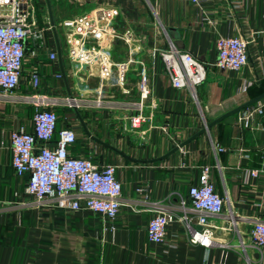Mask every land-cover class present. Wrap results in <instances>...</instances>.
Masks as SVG:
<instances>
[{
    "label": "crops",
    "instance_id": "obj_1",
    "mask_svg": "<svg viewBox=\"0 0 264 264\" xmlns=\"http://www.w3.org/2000/svg\"><path fill=\"white\" fill-rule=\"evenodd\" d=\"M61 4L71 7V13L118 9L116 30L135 34L131 47L144 52L140 59L148 70L155 104L147 106L149 120L137 129L131 126L130 113L118 108L56 109L57 129L69 127L77 134L72 156L116 166L123 200L115 220L85 210L26 208L22 204L31 200L28 176L15 175L9 147L13 131L33 130L35 108L23 101L31 92V69L41 72L36 93L58 101L84 79L63 53L59 58L57 30H47L45 40L58 59L51 61L46 53L35 56V48L28 47L20 87L9 97L0 92V264H264V251L257 250L251 238L254 220L264 216L257 207L264 178L247 176L248 170H264V114L256 112L264 99L207 128L264 95V0H208L200 5L189 0H64ZM36 8L40 28L48 29L53 24L47 0H36ZM54 16L58 25L63 19ZM229 37L249 42L248 63L238 72L215 65L216 42ZM170 42L207 66L206 79L195 88L196 99L188 89L173 88L155 51L169 49ZM112 52L117 61L129 58L125 42H115ZM133 67L136 78L128 74L129 88L132 99L140 100V69ZM96 81L90 78L89 83L94 87ZM86 97L94 95L89 92ZM114 98L123 99L109 90L105 99ZM247 113L254 114L245 126L240 118ZM206 167L226 203L225 216L210 221L217 227L214 245L191 243L177 217L168 225L165 242H151L147 228L154 213L144 203L146 196L150 202H189L190 187L199 183Z\"/></svg>",
    "mask_w": 264,
    "mask_h": 264
},
{
    "label": "built area",
    "instance_id": "obj_2",
    "mask_svg": "<svg viewBox=\"0 0 264 264\" xmlns=\"http://www.w3.org/2000/svg\"><path fill=\"white\" fill-rule=\"evenodd\" d=\"M189 1L200 5L208 0ZM37 12L36 0H0L1 96L9 97L20 87L29 46L35 48L32 53L35 56L46 53L49 60L58 59L57 53L46 46L47 30L62 32V53L79 78L84 76V79L70 95L58 101L36 93L41 85V72L38 68L31 69L28 82L31 92L23 101L35 108L33 130L20 128L13 131L9 147L15 175L19 178L28 176L26 191L31 200L22 206L85 210L115 220L123 200L116 166H100L90 159L72 156L70 148L76 144L77 134L69 127L57 129L60 117L56 109L61 106L76 110L86 107L118 108L130 113L132 128H139L149 120L145 115L147 106L155 104L148 70L140 59L144 52L139 47H131L136 44L134 33L116 30L119 16L116 8L102 7L81 13L63 19L58 25L50 24L48 29L40 28ZM115 42L128 45L129 58L126 61L115 60L112 52ZM248 43L239 37L219 39L216 42L217 68L235 72L242 70L248 63ZM155 51L164 61L173 88L188 89L196 99L195 88L206 79L207 66L190 53L179 50L173 42H170L169 49L156 48ZM133 66L140 69V100L132 99L129 88L128 74ZM90 78L97 79V85L92 87ZM109 90L117 92L123 99H105ZM89 92L94 98L86 97ZM256 112L264 114V105ZM253 114L242 115L240 122L247 126ZM247 176L264 178V170H248ZM144 203L154 213L147 228L148 238L154 243L166 241L168 225L177 217L185 225L191 243L210 247L214 245L217 229L210 221L225 216L226 203L216 191L209 167L204 168L199 183L190 187L189 202L183 199L177 205L170 201L150 202L146 196ZM257 207L264 212V187ZM251 238L254 247L264 251V216L254 220Z\"/></svg>",
    "mask_w": 264,
    "mask_h": 264
},
{
    "label": "water",
    "instance_id": "obj_3",
    "mask_svg": "<svg viewBox=\"0 0 264 264\" xmlns=\"http://www.w3.org/2000/svg\"><path fill=\"white\" fill-rule=\"evenodd\" d=\"M47 3H48V7H49V10H50V14H51V21H52V24L54 25V19H53V14H52V8H51V5H50V0H47ZM54 31H56V30H54ZM55 33H56L55 36H56V39H57L56 42H57L58 55H59V58L62 60V50H61L60 40H59V38H58V34H57V32H55ZM263 99H264V95L260 96V97L257 98L256 100H254V101H252V102H250V103H247V104L241 106L240 108H237L236 110H234V111H232V112H230V113H228V114L222 116L221 118H219L218 120H216L213 124L208 125L207 128H211L213 125H215V124H217L218 122L224 120L225 118H227V117H229V116H231V115H233V114L239 113V112L243 111L244 109L250 107L252 104L257 103V102H259V101H261V100H263ZM80 119H81V117H80ZM81 120H82V119H81ZM83 126H84L85 131H86L88 134H90V133L88 132L86 126H85L84 124H83ZM204 132H205V130L199 132V134H196L192 139L196 138L197 136L201 135V134L204 133ZM192 139H191V140H192ZM186 144H187V143H184V144H182L181 146L184 147ZM178 148H179V147L173 149V152H171V154L174 153L175 151H177ZM167 156H170V153H169Z\"/></svg>",
    "mask_w": 264,
    "mask_h": 264
},
{
    "label": "rangeland",
    "instance_id": "obj_4",
    "mask_svg": "<svg viewBox=\"0 0 264 264\" xmlns=\"http://www.w3.org/2000/svg\"><path fill=\"white\" fill-rule=\"evenodd\" d=\"M62 1H64V0H50V5H51V8H52V13L55 14V16H58V17L60 15L61 19H64V18H67V17H72V16H75V15H79V14L85 12L84 11V12H81V13H71L72 8L69 7L67 4H66V6H64L63 4H61ZM43 2L45 3V0H43ZM58 13H59V15H58ZM55 16H54V18H55ZM38 20H39V18H38ZM58 38L61 41H63V39H64L63 34H62L61 31H58ZM51 43H52V47L55 48L56 45L54 46V41L51 42ZM132 69H134V67H132ZM129 77L136 78V75H135V73H133L131 71L129 73ZM76 83H77V81H76ZM95 85H97V83ZM144 128H146V127H144Z\"/></svg>",
    "mask_w": 264,
    "mask_h": 264
}]
</instances>
